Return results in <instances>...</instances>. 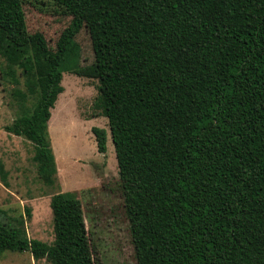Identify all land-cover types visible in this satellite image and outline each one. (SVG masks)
<instances>
[{"label":"trees","instance_id":"1","mask_svg":"<svg viewBox=\"0 0 264 264\" xmlns=\"http://www.w3.org/2000/svg\"><path fill=\"white\" fill-rule=\"evenodd\" d=\"M25 1L0 0V51L37 94L29 109L18 92L6 129L34 143L39 177L56 176L47 122L63 72L96 79L136 264H264V0H62L54 48L28 31ZM91 131L105 153L106 129ZM75 194L51 196L52 243L0 214V253L95 264Z\"/></svg>","mask_w":264,"mask_h":264},{"label":"rangeland","instance_id":"2","mask_svg":"<svg viewBox=\"0 0 264 264\" xmlns=\"http://www.w3.org/2000/svg\"><path fill=\"white\" fill-rule=\"evenodd\" d=\"M25 21L30 33L41 32L54 48L60 32L69 24L71 12L62 0H26ZM77 63L89 64L92 49L85 32L78 37ZM4 42L0 33V47ZM0 51V214L24 228L29 239L54 240L51 196L72 193L81 203L87 236L95 264H136L134 245L124 207L118 166L107 118L95 106L98 81L63 72V91L47 122L56 163L54 182L42 180L34 161V143L9 132L22 112L20 94L26 93L29 109L37 94L27 92L30 79L18 63ZM76 64V62H75ZM15 69V74L10 69ZM93 126L107 131L106 152L97 150ZM1 218V217H0ZM2 219V218H1ZM0 264H51L29 252L3 251Z\"/></svg>","mask_w":264,"mask_h":264}]
</instances>
